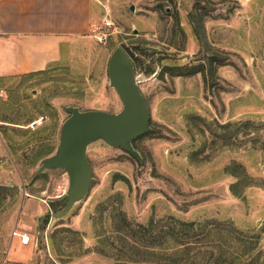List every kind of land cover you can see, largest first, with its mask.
I'll return each instance as SVG.
<instances>
[{
  "label": "rangeland",
  "instance_id": "374dc122",
  "mask_svg": "<svg viewBox=\"0 0 264 264\" xmlns=\"http://www.w3.org/2000/svg\"><path fill=\"white\" fill-rule=\"evenodd\" d=\"M194 1L100 0L97 25L61 62L2 84L0 187L9 190L0 189V264H118V242L103 244L101 235L113 231L120 211L135 223L171 216L231 223L250 248L245 254L242 244L238 260L223 258L264 264V0H211L202 37L189 21ZM104 6L114 27L104 25ZM142 44L155 54L137 52ZM117 46L141 60L135 74L151 125L137 141L142 159L101 141L91 144V189L56 220L50 213L60 207L68 176L58 169L31 180L34 169L58 144L69 115L63 105L121 110L108 77ZM211 57L220 59L212 73ZM200 64L205 73L164 71ZM226 123L232 126L222 138ZM235 164L247 176L241 196L230 188L238 180L228 169ZM15 231L27 233L29 242L21 245ZM58 239L63 254H56Z\"/></svg>",
  "mask_w": 264,
  "mask_h": 264
},
{
  "label": "trees",
  "instance_id": "16d2710c",
  "mask_svg": "<svg viewBox=\"0 0 264 264\" xmlns=\"http://www.w3.org/2000/svg\"><path fill=\"white\" fill-rule=\"evenodd\" d=\"M168 1L172 2L173 0ZM210 3L211 0H195L192 10L189 12V21L199 37H202L203 22L209 15ZM176 28L181 30L177 16ZM143 46L145 45L136 46V51L143 55L155 54L154 50L143 48ZM124 50L133 59L136 68L141 60L129 53L127 49L124 48ZM217 60L220 63V59L209 58L211 73ZM164 71L171 76L193 75L198 72L205 73V66L203 64L196 66L167 65ZM44 72L46 71L33 74ZM242 125L248 127L249 122ZM230 126L232 123L222 124V129L226 130V133L222 134V138L230 132ZM238 131L237 129L235 133ZM147 134L148 132L133 140L135 148H137V141ZM228 169H230V174L238 178L231 184V191L234 195L241 196L244 187L248 185L244 167L241 164H235ZM0 189L9 190L3 186ZM112 222L113 231L110 234L103 233L101 242L113 245L118 242V252L116 253L119 259L118 264H233L238 260V251L242 250L246 244L238 228L231 223L217 220L184 221L171 216L167 221H157L151 218L147 223H135L120 211L113 217ZM51 239L55 244V235H52ZM57 245L56 254H63L59 248L61 239H58ZM245 247L247 250L245 249L244 253L246 254L250 247L248 245ZM227 256L235 257L236 260L229 261L223 258Z\"/></svg>",
  "mask_w": 264,
  "mask_h": 264
},
{
  "label": "water",
  "instance_id": "95a60500",
  "mask_svg": "<svg viewBox=\"0 0 264 264\" xmlns=\"http://www.w3.org/2000/svg\"><path fill=\"white\" fill-rule=\"evenodd\" d=\"M143 48L153 50L146 45ZM108 77L110 86L122 101L121 110H81L77 106L63 105L69 115L60 126L58 144L51 153L39 159L34 169L31 180L41 173L58 169L68 176L67 192L58 199L60 207L50 213L56 220L82 201L91 189L93 171L87 156L91 144L101 141L142 159L133 140L151 130L150 112L135 74L134 61L122 46L115 47L110 54Z\"/></svg>",
  "mask_w": 264,
  "mask_h": 264
},
{
  "label": "crops",
  "instance_id": "0c3cea01",
  "mask_svg": "<svg viewBox=\"0 0 264 264\" xmlns=\"http://www.w3.org/2000/svg\"><path fill=\"white\" fill-rule=\"evenodd\" d=\"M99 7L100 0H0V88L61 62L97 25Z\"/></svg>",
  "mask_w": 264,
  "mask_h": 264
},
{
  "label": "built area",
  "instance_id": "2783aa9c",
  "mask_svg": "<svg viewBox=\"0 0 264 264\" xmlns=\"http://www.w3.org/2000/svg\"><path fill=\"white\" fill-rule=\"evenodd\" d=\"M103 22L106 28L114 27V21L111 18V9L109 7L104 6V18ZM15 236H18L21 240L22 243L27 244L29 242V235L25 232L21 233L18 231H15L14 234Z\"/></svg>",
  "mask_w": 264,
  "mask_h": 264
}]
</instances>
